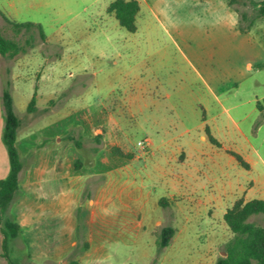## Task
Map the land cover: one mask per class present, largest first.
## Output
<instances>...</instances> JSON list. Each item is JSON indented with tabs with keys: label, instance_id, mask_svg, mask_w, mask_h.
Wrapping results in <instances>:
<instances>
[{
	"label": "rangeland",
	"instance_id": "rangeland-1",
	"mask_svg": "<svg viewBox=\"0 0 264 264\" xmlns=\"http://www.w3.org/2000/svg\"><path fill=\"white\" fill-rule=\"evenodd\" d=\"M112 1L58 0L32 8L1 1L10 19L35 24L17 34L0 18L4 34L22 48L0 59V88L11 83L21 120L17 146L23 171L30 170L21 181L41 187L47 152L65 150L71 158L65 206L38 199L48 188L30 195L20 187L3 216L22 226L9 242L10 255L19 264H214L232 236L224 214L235 202L234 189L254 182L248 199H264V125L256 136L249 124L257 102L264 104V17L253 6L237 4L238 13L229 0H139L131 32L108 11ZM205 108L216 114L208 124L219 144L202 137ZM62 118L65 126L57 123ZM115 147L134 161L131 184L98 194L100 180L87 169L76 171L91 166L100 150L119 156ZM107 193L109 211L101 217L89 200ZM31 206L47 211L39 208L33 217L25 212ZM168 225L176 234L162 248L158 235ZM57 228L70 233L63 251H57L62 239L40 235Z\"/></svg>",
	"mask_w": 264,
	"mask_h": 264
},
{
	"label": "trees",
	"instance_id": "trees-1",
	"mask_svg": "<svg viewBox=\"0 0 264 264\" xmlns=\"http://www.w3.org/2000/svg\"><path fill=\"white\" fill-rule=\"evenodd\" d=\"M253 6L257 8L260 17H264V0H229V5L234 7L239 13L238 5ZM141 10L139 0H113L108 11L116 17L120 25L131 32L137 30L136 19ZM4 20L11 25L17 34L21 33L24 28L34 27V23H19L4 13ZM243 16H246L244 13ZM40 33L45 38L42 28ZM20 43L14 38L7 37L0 26V54L4 57H15L21 52ZM11 83L3 90L2 106L4 126L2 140L7 149L10 169L8 175L0 179V227L3 234V256L9 264H19L11 255L9 242L16 238L20 231L21 225L7 216L3 221V216L14 200L17 192L21 187L20 173L24 168V163L17 146L18 129L21 120L15 112L14 101L11 92ZM258 109L263 112L264 106L260 101L257 102ZM36 106V95L31 99L28 110L32 112ZM259 120L256 126L260 125ZM209 139L218 143L212 135L210 128L206 127ZM80 145V143H78ZM114 152L119 156L129 157V154L123 152L120 148H114ZM231 154L235 156L240 165L249 168V164L244 158L234 151ZM82 162L76 164L80 167ZM162 202V201H161ZM166 204V203H165ZM252 217H260L264 220V199L253 198L245 200L237 199L232 207L228 208L224 214V220L232 232V236L225 245V255L218 257L214 264H264V223L252 220ZM176 234V228L173 226H163L159 232L157 244L159 247H166Z\"/></svg>",
	"mask_w": 264,
	"mask_h": 264
},
{
	"label": "crops",
	"instance_id": "crops-1",
	"mask_svg": "<svg viewBox=\"0 0 264 264\" xmlns=\"http://www.w3.org/2000/svg\"><path fill=\"white\" fill-rule=\"evenodd\" d=\"M1 1L2 0H0V5H1ZM57 1L58 0H8V5L10 7H14V6H17V3H20L22 5V7L32 8V7L48 6L51 3H55ZM7 12H8V9L6 6H4L3 8L0 6V18L4 19L2 16V13H4L6 15ZM1 57H3V56L1 55L0 59H1ZM3 90L4 89L0 88V179L5 178L8 175L9 169H10L8 153L4 154L5 151L3 148L4 146H3V141H2V133H3V126H4L3 106H2ZM262 96L264 97V95H262ZM13 101H14V98H13ZM261 104L264 106L263 103H261ZM14 108H15V105H14ZM222 111L228 112L229 109L226 108L224 105H222ZM254 114H255L254 115L255 117L250 119L249 124H250V130L257 136L260 134V131L264 125V111L261 112L256 107ZM215 117H216V114L208 113L206 108H205V112H204V116H203V123H205L206 127L208 126L210 128V130H211V127L209 126L208 122L210 119H214ZM259 120H262V123L260 125L256 126V123ZM65 121L66 120L64 118H62L61 120H58L57 123L58 124L63 123V125L65 126ZM206 127H205V130H206ZM63 128H65V127H63ZM239 130L245 135V137L249 141H251V139L248 137V134L245 133V131H243L241 129V127H239ZM211 133H212V130H211ZM28 137H29V134L26 138H28ZM59 137L60 136L58 135L57 139H59ZM202 137H203V139H206L208 137V134H207V136L203 135ZM21 141H22V139L20 136L19 141H18L20 148L22 145ZM252 147H253V151L256 154L258 153L259 157L261 158V155L259 154L258 148L254 145ZM122 151H124L125 153L126 152L128 153V150L123 149ZM21 152H22V150H21ZM148 152L149 151H144L143 154L142 153L138 154L137 161L139 162V160H141V158L144 155H146ZM47 153H48V155H47L48 159L46 161V165H44L41 168V172H40L41 173V179H42L41 183H40L41 187H39L38 184H35L36 182H32V181L29 182L26 180L24 182L21 181V189L22 188L25 189L26 193L31 195L30 189H33V190L36 189L37 190V189L41 188L44 190V188H48V191L42 192V195L45 194L46 196L45 197L44 196H38V197H41L38 199H41V202L42 201L47 202L48 204H54L56 202L58 205L65 206L66 205V195L69 193V192H67V186H66L67 185L66 169H67V163L69 162V160L71 158L69 159L70 156L67 158V154H66L65 150L61 151L62 154L60 153V151L56 152L53 150H52V152H47ZM104 154H105V156L103 157ZM60 157H63V159L61 161V167L62 168L57 169V162H59V160L61 159ZM75 161L81 162L79 156L76 158ZM132 161L133 160L131 158L124 157V156H115L114 154H106L105 151L100 150L95 155V159H94L93 164L91 166H87V167L81 166L80 169H78L76 172H83V171H85V169H87L89 172L88 176L90 178L92 177L93 179H95V178L99 179L100 180L99 182H101V183H100V185H98L95 192L98 194H101L103 191H105L106 189H111L116 184H117V186H130L131 181L128 180L129 179L128 178V175H129L128 169H129V166H130ZM247 163L251 167V164L249 162H247ZM23 169H22L20 175H22V172H24ZM33 169H34V167H33ZM29 171L30 170L24 172L26 178L29 174ZM21 178H22V176H21ZM77 183L78 182H75L76 187H77ZM52 185L55 186L54 189H56L55 192L57 194L55 193L56 195L50 196L49 190H50V188L52 189V187H51ZM253 186H254V182H251L248 187L247 186L244 187V186L239 185L237 188H235L234 189L235 190V192H234L235 201L239 198H244L246 201L250 200V199H248L247 194H248V191L251 190ZM139 188L141 190H143V186L140 185ZM240 191L242 193H240ZM51 194H52V192H51ZM108 197H109V194L107 193L104 197L95 196L94 198H91L89 200V204L93 206L95 212H98V214H100L101 217H102L104 210H105V212L109 211V209H108L109 208ZM38 202H40V201H37V203ZM24 203H26V199L21 201L20 204H24ZM12 204H14V200H13V203H11V205L9 206L7 212L11 209L10 207L12 206ZM39 208H41V211H44V212L47 211V209L42 207V206L41 207L38 206L35 209L32 208V206H31V208L30 209L27 208V211H25V212L28 213V210H29V215L34 217L36 214H38L37 212H38ZM62 212L64 213V209L62 211V209H60V208H58L56 211L57 214H60ZM59 222L60 221H58L57 223H59ZM29 223H30V225H32V223L34 224V222H29ZM29 223L26 222V224L24 223V225H28ZM21 224L23 225V222H21ZM58 227H60V225H58ZM0 233H2L1 227H0ZM35 233H37V231H35ZM37 235H39V234H37ZM40 235L48 236V237L57 236L59 239H62V241L57 242V246H58L57 251H60V250L63 251V250H65V247L67 245V244H65L66 243L65 238L67 235H70V233L67 234V231L65 230V228H61V229L57 228V230L51 229L48 232L42 231L40 233ZM0 245H1V234H0ZM221 255H225V254L222 253ZM0 264H9V263L7 262V260H5L0 255Z\"/></svg>",
	"mask_w": 264,
	"mask_h": 264
},
{
	"label": "built area",
	"instance_id": "built-area-1",
	"mask_svg": "<svg viewBox=\"0 0 264 264\" xmlns=\"http://www.w3.org/2000/svg\"><path fill=\"white\" fill-rule=\"evenodd\" d=\"M140 145H142V142H139Z\"/></svg>",
	"mask_w": 264,
	"mask_h": 264
}]
</instances>
